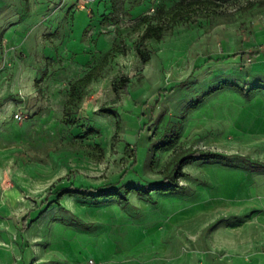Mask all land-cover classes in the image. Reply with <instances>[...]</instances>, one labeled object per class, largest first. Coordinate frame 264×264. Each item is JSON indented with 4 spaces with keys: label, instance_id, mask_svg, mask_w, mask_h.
<instances>
[{
    "label": "rangeland",
    "instance_id": "rangeland-1",
    "mask_svg": "<svg viewBox=\"0 0 264 264\" xmlns=\"http://www.w3.org/2000/svg\"><path fill=\"white\" fill-rule=\"evenodd\" d=\"M176 1L0 0L17 21L0 35V264H228L227 231L253 230L240 222L264 213L251 168L264 164V0L183 8L198 20L147 39L142 62L135 22L167 21L157 9ZM89 70L67 122L69 86ZM193 148L218 156L186 163L172 191L53 201L125 169L119 184L159 182Z\"/></svg>",
    "mask_w": 264,
    "mask_h": 264
},
{
    "label": "trees",
    "instance_id": "trees-1",
    "mask_svg": "<svg viewBox=\"0 0 264 264\" xmlns=\"http://www.w3.org/2000/svg\"><path fill=\"white\" fill-rule=\"evenodd\" d=\"M222 1L224 0H178L174 4H172L167 9H157L158 13L164 12L167 16V21L165 22H158V23H151L148 22L149 16L143 15L137 19L135 22V26H139L143 23H146V26L144 28V31L140 38L135 43V51L137 55L140 57L142 62H146L149 59V56L153 53V49H150L147 44L146 40L149 38H153L156 41H160L164 36V30L167 27H172L176 25L178 22H180L182 19H190L193 22H196L199 17V13L195 11L193 15L191 16L189 13H186L185 11H182L185 7H200L202 5L209 6H219L221 5ZM192 7V8H193ZM216 13L215 11H213ZM186 16V17H185ZM123 49H115L112 51H122ZM255 51L251 53V56L253 57ZM93 77V72L91 70L84 73L82 76L76 78L72 81V83L69 86V93L68 97L65 101L62 116L65 121L74 123V119H69L70 115L72 114V107L81 100L82 98V88L88 84ZM129 77L128 76H122V77H115L112 80V87L115 90H121L123 92L127 91V87L129 84ZM157 102V99L156 101ZM132 158L133 163L135 162V151L132 148ZM217 153H213L210 151H202L199 148H193L192 150L187 151L186 154L179 157L176 162L173 164L171 170L168 169L167 166L162 168L160 170V173L162 174V179L159 182L156 183H145L142 185V187H138L135 185H122L119 184V181L125 177L127 174V169L123 171V173L120 175L118 181L107 183L101 187H89V186H75L73 184H70L68 187L62 189L57 197L53 200L56 202V204H60L59 197L63 194H71V195H81L83 197H90L91 199H97V198H108V197H114L118 201H124L127 200V195L130 192V190H135L139 194L144 193H150L152 190L162 191V192H168L172 191L178 187H180V179L185 175V172L183 170L186 163H188L191 160L195 159H203V158H215L217 157ZM252 171L256 172H264V164L255 163L251 166ZM117 184H119L117 186ZM45 202V205H42L41 208L47 206L49 204L48 198H44L42 200V203ZM41 203V204H42ZM40 208V209H41ZM34 218V217H33ZM33 219H31L32 221Z\"/></svg>",
    "mask_w": 264,
    "mask_h": 264
},
{
    "label": "crops",
    "instance_id": "crops-1",
    "mask_svg": "<svg viewBox=\"0 0 264 264\" xmlns=\"http://www.w3.org/2000/svg\"><path fill=\"white\" fill-rule=\"evenodd\" d=\"M17 21L0 19V35L12 31ZM16 30V29H15ZM243 226L250 223L253 230L227 231L226 257L228 264H264V213H258L256 219L240 222Z\"/></svg>",
    "mask_w": 264,
    "mask_h": 264
},
{
    "label": "built area",
    "instance_id": "built-area-1",
    "mask_svg": "<svg viewBox=\"0 0 264 264\" xmlns=\"http://www.w3.org/2000/svg\"><path fill=\"white\" fill-rule=\"evenodd\" d=\"M13 116H14L15 120H17V121H22V120H24L27 117L26 114H24L22 112H19V111H16L13 114ZM89 262H91V260Z\"/></svg>",
    "mask_w": 264,
    "mask_h": 264
}]
</instances>
